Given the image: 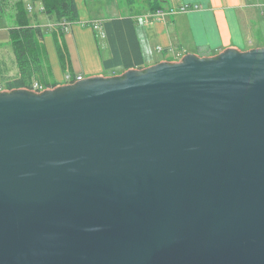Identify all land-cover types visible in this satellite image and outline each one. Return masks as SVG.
<instances>
[{
    "label": "water",
    "instance_id": "water-1",
    "mask_svg": "<svg viewBox=\"0 0 264 264\" xmlns=\"http://www.w3.org/2000/svg\"><path fill=\"white\" fill-rule=\"evenodd\" d=\"M0 264H264V47L1 90Z\"/></svg>",
    "mask_w": 264,
    "mask_h": 264
},
{
    "label": "crops",
    "instance_id": "crops-1",
    "mask_svg": "<svg viewBox=\"0 0 264 264\" xmlns=\"http://www.w3.org/2000/svg\"><path fill=\"white\" fill-rule=\"evenodd\" d=\"M75 1L78 2V0ZM27 3L32 26H41L42 28L49 25L53 28L56 26L43 14L41 3H31L29 0ZM183 5H190V8L187 11L178 10L174 14L167 15L162 21L144 23L142 17L150 14L148 11H142L136 16L138 21L137 34L147 66L161 61H180L189 53L204 57L218 55L228 48L248 51L264 47V0H166L162 9H180ZM128 15L129 13L126 15L119 14L99 20L95 28L101 30L105 39L103 22L107 19L123 18ZM6 17L7 14L0 19V91L8 90V83L18 75L16 62H14L13 68H9L3 61L6 52L4 48L10 45L9 30L15 25L12 12L13 24L6 22ZM72 31H75L73 27ZM65 38L71 63V67L67 70L62 67L66 76L67 74L80 75L82 78L98 75L112 76L110 72L103 71L97 60L90 62L87 59L84 62L77 59L72 35L68 29ZM95 41L99 49L96 34ZM44 43L46 45L45 35ZM46 49L48 53L47 45ZM13 57L15 58L14 53ZM50 66L52 68V65ZM53 66L56 68L54 63ZM53 83L57 85L67 84L57 78Z\"/></svg>",
    "mask_w": 264,
    "mask_h": 264
},
{
    "label": "trees",
    "instance_id": "trees-1",
    "mask_svg": "<svg viewBox=\"0 0 264 264\" xmlns=\"http://www.w3.org/2000/svg\"><path fill=\"white\" fill-rule=\"evenodd\" d=\"M28 0H0V19L8 9L13 13L15 25L9 30L10 45L18 75L11 80L8 90L29 88L34 82L43 87L57 86L51 82L52 68L44 43V31L41 26H32L28 10ZM41 3L45 14L56 26L53 36L58 55L64 70L71 67L64 37L67 26L78 21L79 12L75 0H29ZM129 15L123 18L107 19L102 27L107 41L110 56L103 58V66L110 74H121L129 69L147 67L137 34L138 16L142 11L150 13L164 8L166 0H125ZM74 78L76 77L75 75Z\"/></svg>",
    "mask_w": 264,
    "mask_h": 264
},
{
    "label": "rangeland",
    "instance_id": "rangeland-1",
    "mask_svg": "<svg viewBox=\"0 0 264 264\" xmlns=\"http://www.w3.org/2000/svg\"><path fill=\"white\" fill-rule=\"evenodd\" d=\"M77 5L79 12L78 21L72 25H67V29L72 35V43L77 59L83 60L84 62L87 59L90 62H94L95 60H97V62L101 65L103 71L106 72L102 60L103 58L109 56L110 50L108 48L107 41L102 36L101 30L95 28V26L97 25L96 23L99 20L118 16L119 14H128V6L125 0H78ZM6 14V22H8L9 24H13L11 11L8 10ZM72 27L75 29V31H72ZM43 31L48 48L50 65H52L53 68L51 81L55 82L57 78L61 82H67L66 73L62 69L60 63L61 61L55 46V41L52 33L53 27H50V25L44 26ZM95 34L99 42V49L95 41ZM64 42L66 44L65 37ZM4 50H6V52L3 57V61L6 67L13 68L15 66V58L13 57L11 46H5ZM67 51L69 54L68 49ZM53 63L55 64L56 68H54Z\"/></svg>",
    "mask_w": 264,
    "mask_h": 264
},
{
    "label": "built area",
    "instance_id": "built-area-1",
    "mask_svg": "<svg viewBox=\"0 0 264 264\" xmlns=\"http://www.w3.org/2000/svg\"><path fill=\"white\" fill-rule=\"evenodd\" d=\"M190 8V5H183L182 7H180V9L178 8H170V9H159L157 10L156 12H152L148 15H145L142 17V21L144 23H151L153 21H162L166 18L167 15H171V14H174L176 11L180 10V11H187L188 9ZM64 27L67 26L66 23H63L62 24ZM160 50H162V48H159ZM82 76L80 75H77L75 78L74 76L72 75H67L66 76V80H67V84L68 83H74L76 81H79V80H82ZM28 89H31V90H34V91H37V92H40V91H43L44 89H46L45 87H43L39 82H34V84L29 87Z\"/></svg>",
    "mask_w": 264,
    "mask_h": 264
}]
</instances>
